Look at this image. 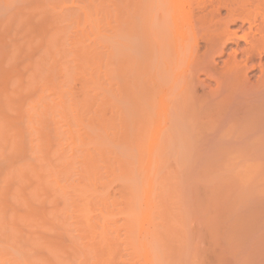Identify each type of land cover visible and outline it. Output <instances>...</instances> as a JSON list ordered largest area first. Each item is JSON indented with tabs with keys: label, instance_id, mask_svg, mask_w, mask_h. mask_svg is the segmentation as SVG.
Wrapping results in <instances>:
<instances>
[{
	"label": "rangeland",
	"instance_id": "374dc122",
	"mask_svg": "<svg viewBox=\"0 0 264 264\" xmlns=\"http://www.w3.org/2000/svg\"><path fill=\"white\" fill-rule=\"evenodd\" d=\"M125 2L0 0V264H229L223 238L234 231L225 225L233 219L223 221L224 235L222 211L239 183L250 184V176L264 183L263 166L258 172L247 166L264 155L225 152V166L207 142V154L173 153L177 142L165 149L169 141L163 145L164 133L158 139L153 127L159 116L152 112L145 122L133 103L129 74L137 66L109 53ZM226 56L216 58L219 67ZM253 70L251 82L259 75ZM212 77L200 74L197 94L216 87ZM258 184L250 185L253 193ZM246 188L250 196L243 188L240 199L251 197ZM234 196L233 204L240 203ZM254 196L251 207L262 208V196L258 205ZM247 205L245 215L263 212ZM245 226L235 237L251 228ZM254 226L247 232L257 233ZM246 236L240 235L250 243ZM248 256L235 260L243 264Z\"/></svg>",
	"mask_w": 264,
	"mask_h": 264
},
{
	"label": "bare ground",
	"instance_id": "6f19581e",
	"mask_svg": "<svg viewBox=\"0 0 264 264\" xmlns=\"http://www.w3.org/2000/svg\"><path fill=\"white\" fill-rule=\"evenodd\" d=\"M125 5L127 6H125L126 8L123 10L124 18L115 22L118 25L115 24L117 27L114 26L116 28H114L113 37L108 38L111 44L109 53L115 60V54H119V56L125 55V58L127 57L126 59H128L127 65L130 63V67L131 65L137 66L136 68L132 66L134 69L132 68V72L130 69L131 75L129 74L131 79L134 80L132 81L133 85L135 84L134 86L131 85L132 88L135 87V91H133L134 88L132 91L130 90L131 97H133L132 99L134 100L132 101L133 103L135 102V106L138 107L137 110L139 113L137 111V114H140V116H143L145 119L147 118V120L144 119L145 122H148V117L152 115V112L157 114L156 117L159 116L157 118L159 123L156 121L159 127H156V124L153 127L157 129L154 131L160 132L156 133V136H160L161 133L162 136L164 133L163 137H165V139L162 138L164 142H161L163 145L166 141H169V145L171 144L169 147L168 143H166L165 146H167L165 149L172 148L174 146L173 144L177 142L178 144H176L179 146L177 148L175 144L176 146L174 148L177 149H175V151H173V149V153L176 152L178 154L184 152L186 149L188 153L189 151H195L196 153L199 150L203 151L205 149L202 144L205 142V144L208 143V147L206 145L207 150H209L208 148H210L211 145L217 148V150L216 148L212 150V154H214V156L216 153L219 154L216 156H220L221 154V158L219 159L221 162L219 160L218 162L224 165L225 163L222 162V156L224 154L239 153L240 150L242 151V148L243 151L246 152H252L254 150L253 154L256 155L257 152L258 157H261L262 154L264 155V0H134V2L133 0H126ZM113 44L115 45L114 49L112 48ZM229 45H234V47L229 48ZM227 48L230 49V52ZM225 54H227L226 59L221 62L222 66L220 65L219 67L216 58L223 57ZM119 56L117 55L116 57ZM135 69H137V72H134ZM253 69H257L256 73L258 71L259 75L257 74V77L254 74L257 78H255L256 80L254 82H251L249 81L250 77L248 78V73L252 72L251 70ZM203 73L205 77L210 74L211 77L215 76L216 78L217 76L216 87H213V90L212 88L208 89L210 90L208 92H198L197 94L196 88L197 84H199L198 81H200L199 76L200 74L203 75ZM208 77L210 78V76ZM213 78L214 77L211 79ZM132 92H134V94ZM168 129L169 131H167ZM218 133L222 135L221 139L226 140H222L223 143L225 142L227 145H223L226 147L224 149L220 147L223 143H221V140V142H219L220 135H217ZM215 135L219 137V139L216 137V140L218 139L219 142L217 145L221 144L218 146L219 148L215 146L216 140L214 144L206 141L208 140V136L215 138ZM159 136L158 139H160ZM228 138H231L232 143L231 140H229L230 142L228 141ZM183 140L185 143L181 142L180 144V141ZM200 140L203 141L201 142ZM183 144L186 145V147ZM182 147L184 149H182ZM247 147L248 149H246ZM235 148L240 149L234 152ZM202 153L207 154L208 152L205 149ZM182 155H185V153H182ZM225 155L223 157H225ZM257 156H255V158H257ZM263 157L264 156L260 158L261 162L258 160L259 158L256 159V162H253L254 158L252 161L253 163L250 162V164H246L247 166H255V169H257L256 172H258L262 166L264 168ZM248 161L245 160V162ZM148 163L150 164V162L147 161L146 166H148ZM240 163L241 162H239V164ZM260 171L258 176H264V170L263 172L262 170ZM253 175H256V173ZM248 178L246 179L248 180ZM249 179H255L252 180L255 186L256 183H259L257 185L258 190H255V192L258 193L254 194L255 192L253 193L252 191H254L253 188L255 186L251 184L252 181L250 184L249 180L248 182L245 180L243 181L244 183L246 182V184L248 183V185H246L249 189L248 191L252 189L250 198L252 199V195H255L254 198H257L256 200L258 201L255 202H257V205L258 203L261 204V198L264 200V195H262L264 194V190H262L264 189V183L260 185L262 180L257 182L256 178H251V176ZM254 181H256V183ZM242 183H239L238 188L235 186L236 191L244 188L243 192L247 196L249 192L247 191V194L244 191L245 189L247 190V188L244 183V187H242ZM250 185L254 187L251 188ZM235 187H233L232 191ZM259 189H261V191ZM226 191L229 193L227 195L230 196L231 189H227ZM243 192L241 193L244 194ZM234 193H232V196L228 199L226 198V193H224V198L230 202H226V199H222V202L227 203L226 205L222 203V209H224L225 206L224 211H222V216L225 212V216L222 217V225L224 222L233 219V222H229L231 227L228 222V225H225L230 228H228V231L232 230L231 228L234 230L230 231L234 235L232 236L231 233L225 230L223 225V234L227 235L228 233V236L223 238L228 239L225 240L226 242L223 240V244L226 243V246L223 245V248L227 249L224 251L226 255L223 256H227V262L230 264L234 257L233 254H236L235 257L241 258V256L247 257L248 254L246 255V252H248L249 258H246V260L249 259L248 262L251 261L249 264H264V202H262V208L261 206H257V208L260 207V210L263 209V212L260 213L258 211L257 213L256 210L259 209L255 207L256 204H253V208L251 207L252 205H250L254 201L249 198L250 195L248 199L244 197L246 199L244 200V198H242V200L240 199L242 194L240 196L237 192L240 198L235 194V196L238 197L234 199L236 200L238 198L236 201L240 200L239 202L241 204L238 202L233 204L232 197ZM259 196L262 197L260 198ZM244 202L246 206H248L247 204L250 205L248 211L252 212L256 208L255 211L257 214L254 215V212L252 213L255 217L253 218V222L251 221L252 215H245L251 213L245 212L247 207L243 205ZM242 205L243 207L245 206V209L242 208L244 211L243 213H245L244 217L242 214H238L240 211L239 209H241L239 207ZM240 216L244 219L243 221H240L242 220ZM245 217L249 218L251 222H249V219L247 221ZM244 221L245 223H243V226H237L242 225ZM246 221L250 223L249 226L251 228L255 225V231L257 230V233L255 232V234H252L253 231H251V228H247V230L250 229L248 232L252 233H248L246 230L245 234H243L244 232L241 233L242 230H239L242 236H246V233L251 234L250 236L247 234L249 239L246 236V239H248L250 243L246 242L243 237L244 240L241 239V234H239L240 241L243 240V243L241 241L243 245L241 247L239 245L240 243L237 244L239 237H235V235L238 234L235 230H238L237 228H243L245 224L244 231L248 226ZM254 222L255 224H253ZM232 223L235 225H232ZM233 232H235V234ZM233 238L234 241H231V243L235 242L236 244L230 243L229 240H233ZM251 239L253 240L252 243ZM244 241L246 245H244ZM235 245L236 248H234V250L237 249L239 253L241 252V255L232 249ZM238 245L241 249L237 248ZM244 246L245 248L246 246H250L249 248L247 247L248 251L243 248ZM227 253L230 254L228 255ZM235 257L234 260L236 259ZM228 258H231L229 259L231 262L228 261ZM238 259L239 258H237V260ZM237 260H235V262ZM246 260L244 263H246ZM241 262H239V264ZM223 263L225 264V261H223ZM235 264H237V262Z\"/></svg>",
	"mask_w": 264,
	"mask_h": 264
}]
</instances>
